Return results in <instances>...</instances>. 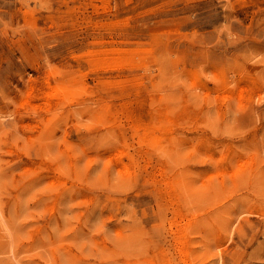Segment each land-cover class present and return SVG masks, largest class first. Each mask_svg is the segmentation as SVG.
Returning a JSON list of instances; mask_svg holds the SVG:
<instances>
[{
    "label": "rangeland",
    "instance_id": "1",
    "mask_svg": "<svg viewBox=\"0 0 264 264\" xmlns=\"http://www.w3.org/2000/svg\"><path fill=\"white\" fill-rule=\"evenodd\" d=\"M0 264H264V0H0Z\"/></svg>",
    "mask_w": 264,
    "mask_h": 264
}]
</instances>
